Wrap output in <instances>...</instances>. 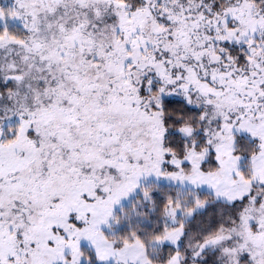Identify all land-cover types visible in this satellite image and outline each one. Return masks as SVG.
Returning a JSON list of instances; mask_svg holds the SVG:
<instances>
[{
    "label": "snow or ice",
    "instance_id": "obj_1",
    "mask_svg": "<svg viewBox=\"0 0 264 264\" xmlns=\"http://www.w3.org/2000/svg\"><path fill=\"white\" fill-rule=\"evenodd\" d=\"M0 264H264V0H0Z\"/></svg>",
    "mask_w": 264,
    "mask_h": 264
}]
</instances>
